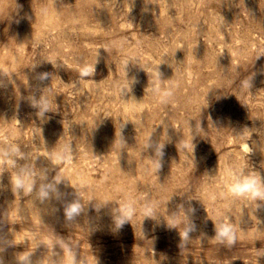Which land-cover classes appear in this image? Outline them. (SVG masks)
Listing matches in <instances>:
<instances>
[{"label": "rangeland", "instance_id": "rangeland-1", "mask_svg": "<svg viewBox=\"0 0 264 264\" xmlns=\"http://www.w3.org/2000/svg\"><path fill=\"white\" fill-rule=\"evenodd\" d=\"M0 264H264V0H0Z\"/></svg>", "mask_w": 264, "mask_h": 264}]
</instances>
